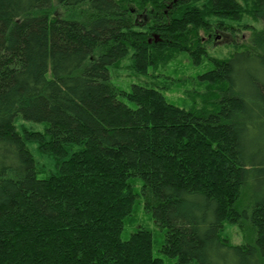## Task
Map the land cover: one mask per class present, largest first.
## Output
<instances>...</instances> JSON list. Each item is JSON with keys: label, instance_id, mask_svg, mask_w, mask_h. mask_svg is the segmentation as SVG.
Here are the masks:
<instances>
[{"label": "trees", "instance_id": "obj_1", "mask_svg": "<svg viewBox=\"0 0 264 264\" xmlns=\"http://www.w3.org/2000/svg\"><path fill=\"white\" fill-rule=\"evenodd\" d=\"M237 25L204 104L112 80L125 58L200 65ZM142 206L178 264H264V0H0V264H164L148 227L123 237Z\"/></svg>", "mask_w": 264, "mask_h": 264}, {"label": "rangeland", "instance_id": "obj_2", "mask_svg": "<svg viewBox=\"0 0 264 264\" xmlns=\"http://www.w3.org/2000/svg\"><path fill=\"white\" fill-rule=\"evenodd\" d=\"M133 9V20L138 23L143 22V19H145L144 16L150 14V11H146V13L143 14L141 10ZM170 9L171 8H166L167 12H169ZM153 13L154 12H151V14ZM252 31L253 28H244L237 25L235 29L227 28V30L224 31L216 29L207 33L205 36L210 39L207 44V52L209 54L200 65L196 64L190 55L185 52L179 53L170 51L166 54L159 53L156 59V65H151L148 68V72L144 73L139 70L140 66H134V64L133 66L130 65L131 60L125 58L113 67L112 80L117 88L123 91L130 90L132 85L137 83L153 86L157 85L158 87L162 86L165 96L170 101H174L181 106L195 105L196 103L198 105L204 104V99L211 100V98H208V91H210L212 87L207 81L203 82L200 75L215 66L213 62L215 59L229 57L235 47L248 42ZM149 41L151 42L152 40L150 39ZM143 225L153 231V253H155L156 256L163 257L164 264H178L176 263V259L160 251L166 231L158 225L152 213L147 211L143 206L131 216V224L126 226L123 237H129L134 229ZM224 227V235L230 238L233 243H253L255 240L253 229L249 223H225ZM191 264L198 263L193 260Z\"/></svg>", "mask_w": 264, "mask_h": 264}]
</instances>
